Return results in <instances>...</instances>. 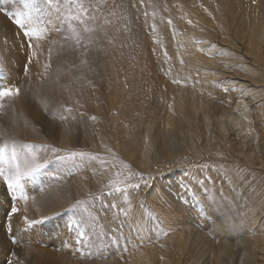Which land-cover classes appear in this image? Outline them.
<instances>
[{"label":"rangeland","instance_id":"1","mask_svg":"<svg viewBox=\"0 0 264 264\" xmlns=\"http://www.w3.org/2000/svg\"><path fill=\"white\" fill-rule=\"evenodd\" d=\"M117 1L122 6L117 3L119 7H115V10V0H108V8L115 11L114 16L108 14V9L102 8L96 13L98 21L89 25L100 26V30L94 34L99 38L91 42L84 40L77 48L63 38L67 35L66 29L63 33L60 31L61 17L66 15L69 7L74 8L75 5H68L65 0H52L51 4L43 0V3L38 4L42 11L34 14L38 17L35 27L41 36L39 39L33 38V47L30 49L21 30L10 18L12 12L19 7V0H0V85L20 88L19 95L5 98L2 102L4 106L0 108V144L47 145L64 150L60 155L83 151L102 158L92 160L89 156H84L71 159L72 161L50 162L25 184L23 194L19 191L8 192L6 185L0 180V264H132L135 260L139 264H145L142 259H153L154 264H162L160 258L164 247L174 242L171 235H178L177 230L170 227L176 222L175 218L164 216L157 210V203L149 202L148 194H153L143 187L145 181H139L141 174L149 178V184L160 181L163 168L155 167L148 173L151 166L136 164L138 162L134 160L135 155L126 154L124 146L128 145L130 148L128 142L131 140L130 132L133 131L130 105L134 97H142V101L137 99L136 105L140 114L143 113L140 109L144 105L140 102H150V98L152 100L155 97L149 78H145V81L142 78L143 72L140 69L143 70V58L146 57H140L141 51L157 62L161 56L166 57L164 51H173L168 45L170 34L176 31L183 35V31L167 29L168 18L160 12L161 5L157 2L159 0H152L150 9L145 5L146 0H134L135 3L132 0ZM221 1L231 6L238 4L237 13H233L228 19L223 17L220 22L225 36L215 35L213 39H205L199 34L192 40L187 39V42L194 46L196 53L218 57L220 61L228 62L226 56H221L223 51L229 53L228 59L237 55L234 63L229 61L226 65L230 67L225 68L228 73H224L225 70H216L218 86L215 90L223 88L219 93H223L225 89L240 94L245 92L243 102L236 106L233 117L245 118L248 115L255 121L253 114L264 110V106L257 105L264 101V38L257 45L260 65L263 66L260 69L251 60V54L254 53L255 56L257 53L251 51L247 45V29L242 21L241 10L247 13L260 12L263 18L264 0ZM156 2L160 10L156 7ZM213 2L219 5V0ZM135 14L137 16H133ZM133 17L137 19L134 20ZM228 42L234 43V47L229 46ZM179 43L184 45L182 41ZM33 51L36 56L32 58L25 73L26 61ZM237 59L253 74L255 69L257 72L259 69L263 83L257 79L252 81L233 76L231 73L232 70L235 71ZM45 63L50 65L47 70L44 68ZM143 82L148 84L150 90L145 88L147 85L144 87ZM132 91L136 94L131 96V100L129 96ZM249 94L261 96L250 101ZM146 96H149L148 101L143 99ZM218 98L217 95L213 97L215 100ZM152 105L156 106L154 103ZM245 108L247 111L244 113L242 110ZM250 119H247L250 125L255 124ZM247 121L245 124H249ZM64 122L68 123L65 126L68 129L67 141L62 140L61 136ZM259 123L257 121L252 133L257 129L255 137H259L262 143L264 134ZM239 128L237 126L229 131L232 142L238 140L236 135H239ZM233 133L235 136H232ZM211 135V131L206 129L202 142L205 141L207 146L209 141L206 139L210 137V144L213 142ZM125 136H128L129 141ZM151 147L140 149L145 152ZM226 147L229 148L228 143ZM50 148H41L39 151L41 154L47 151L51 156ZM121 162L129 164L137 174L130 182L139 181L141 184L139 190L129 189L128 201H125L124 195L123 198L120 196L122 193L104 195L110 191L108 186L115 180L117 171L127 175ZM157 163L158 160H155V164ZM113 164L117 167L113 168ZM261 170H264V163ZM121 180H124V176ZM25 194L29 197L27 200L21 198ZM76 201L89 202L85 205L87 215L65 211ZM113 204L117 208L111 207ZM12 207L18 211L13 213ZM33 220L40 223L31 225ZM78 232L84 233L81 240L76 239ZM165 232L167 235H164ZM239 251L232 256L233 259L231 256L224 257L223 264H247L245 260L250 261V257L251 263L264 264V247L255 254L253 251L246 253V250V254H238ZM183 259L181 256L179 264L193 262L191 258L189 261ZM149 260L147 263L152 264Z\"/></svg>","mask_w":264,"mask_h":264},{"label":"bare ground","instance_id":"2","mask_svg":"<svg viewBox=\"0 0 264 264\" xmlns=\"http://www.w3.org/2000/svg\"><path fill=\"white\" fill-rule=\"evenodd\" d=\"M119 2L115 0L116 4ZM157 2L160 3L161 10ZM157 2L158 10L168 18L167 29H179L183 31V35L177 34L176 31L170 34L168 45L173 51H164L166 57H158L157 62L149 54L141 51L140 57L146 58H143L145 65L141 63L144 68L140 71L143 72V81L149 78L151 87L153 85L150 88L155 97L152 100L150 98L149 101L156 106H151L150 102H140L144 104L140 109L143 113L140 114L136 107L137 99L140 97L139 95L136 96L137 98L134 97L132 101L134 106L130 105L133 129L130 132L132 134H130V142L128 136H125L130 148L127 143L125 144L127 147L123 146L126 154L135 155L134 160L138 162L136 164L151 166L148 173L155 167L163 168L160 181L157 182L155 179L156 182L149 189L153 195L148 194V199L149 202L158 204L157 210L164 216L175 218L176 222L170 227H174L178 235H171L174 242L164 247L160 259L162 264H179L181 256L184 261H189L191 258L193 261L191 264H223L224 257L236 255L237 250H240L238 254L250 253L249 251L255 254L264 247V170H261L264 163V138L261 143L260 138L255 137L257 129L253 133L252 131L259 121L260 129L264 134V110L253 114L252 117L255 119V121L252 119L255 123L253 125L247 121L248 118L250 119L248 115L245 118L233 117L236 106H240L243 102L245 92L240 94L227 90L219 93L223 88L215 90L218 86L216 70L221 69L225 70L224 73H228L225 68L230 69V67L226 65L229 61L234 63L237 55L228 59L229 53L223 51L221 56H226L228 62L220 61L218 57L196 53L194 46L187 42V39L192 40L199 34L205 39H213L215 35L225 36L220 22L223 17L228 19L233 13H237L238 4L231 6L221 0L219 5L214 4L213 0ZM119 4L122 6V3ZM149 4L152 5V0L145 1L148 9L151 8ZM241 12L244 27L247 29V45L251 51L257 53L254 56L252 52L251 60L261 69L263 66L260 65V51H257V45L264 38V15L262 18L257 11L247 13L241 10ZM136 14L133 16H137ZM181 36L182 39H179ZM180 41L184 45H181ZM228 44L231 47L235 45L232 42ZM182 49L184 51L181 52ZM160 62L163 68L159 66ZM236 63L235 71L232 70L231 73L233 76L245 77L252 81L257 79L263 83L259 69L258 72L255 69L253 74L238 59ZM262 70L264 72V69ZM145 83L142 84L144 87L147 85L145 88H148V84ZM141 87L140 89L144 88ZM133 92H130V98L136 94ZM215 95L219 96L218 100L213 99ZM260 96L249 94V100H256ZM148 97L143 99L147 100ZM140 99L142 101V97ZM257 105L264 106V101L263 104ZM246 109L242 112L245 113ZM238 119H241L240 122H237ZM246 121L249 124H245ZM64 123V127H61V136L62 140L67 141L68 129L65 126L68 123ZM237 126H240L239 135H236L238 140L232 142L229 131H233L232 129ZM206 129L212 134L211 144L210 137L206 139L209 141V146L204 143L205 141L202 142ZM232 136L235 134L233 133ZM227 143L229 148L226 147ZM150 146L151 149L145 152L140 149ZM155 160H158L157 164ZM206 177H210V180H205L204 185L196 184L197 179ZM181 184L188 185L190 190H183ZM253 230L255 231L252 233ZM146 260L141 261L148 264L149 259ZM246 260L247 264H253L251 257L250 261ZM149 262L154 264L153 259ZM132 264L139 262L135 260Z\"/></svg>","mask_w":264,"mask_h":264},{"label":"snow or ice","instance_id":"3","mask_svg":"<svg viewBox=\"0 0 264 264\" xmlns=\"http://www.w3.org/2000/svg\"><path fill=\"white\" fill-rule=\"evenodd\" d=\"M39 3H43V0H19V7L12 12L11 19L13 23L21 30L23 36L26 38V43L31 49L33 47V38L39 39L41 36L40 31L35 27L36 19L34 14L40 13L42 11L41 7L38 6ZM48 4L52 3V0H47ZM65 3L68 5H75V7H69L65 16L61 17L62 19V28L60 31L63 33V30L66 29L67 35H64L63 38L66 41H70L77 48L81 46L82 41L87 40L91 42L93 39H98V36H94L100 30V26L97 24L96 27L89 26L90 24H95L98 21V16L96 13L100 12L101 9H108L109 15H115L113 10L119 5H113V9L108 8V0H65ZM59 11V9H57ZM105 23H108L105 20ZM171 23V21H169ZM189 23H191L189 21ZM55 43V42H53ZM38 47V45H37ZM87 52V47L85 46V54ZM36 56V52L33 51L31 56L26 61L25 64V73L28 71V65L32 63V58ZM50 56V51H49ZM49 63H45V70L48 69ZM227 91V89H225ZM19 87L3 86L0 85V108H2L3 101L5 98H11L19 95ZM41 148L49 149L50 146L44 145H34L31 143L24 144H0V180L3 181L6 185L8 192L15 193L19 191L24 193L25 184L33 179L37 173L41 172L50 162H63L65 160H71L76 157L89 156L92 160H102L98 155H92L89 153L81 152H67L66 155H60L62 149L50 148L51 156L48 155V152L45 151L43 154L39 151ZM107 163L106 161H102ZM123 169L127 170V175L121 171L115 173V180H112L109 184L110 191L104 193V195H112L113 193H122L124 195L125 201H128L130 196L129 189L139 190L141 184L139 181H145L143 184L144 188L151 189L152 184L147 182V179L144 175L139 176V181L136 183H131L130 181L136 177V172L131 168L127 163L121 162ZM113 168L117 167L115 164L112 165ZM124 176V180H121V177ZM154 179V177H150ZM205 180H210V177L205 179H197V185H204ZM121 184L123 186H121ZM183 190H190L188 185L181 184ZM43 190V189H41ZM22 199L27 200L29 197L25 194L21 196ZM34 199V197H33ZM89 203L87 201H76L71 207L67 208L65 211L71 212L73 214L82 213L87 215V209L85 205ZM113 208H117V205H111ZM11 211L13 213L17 212L18 209L12 207ZM27 219V218H25ZM47 219V218H45ZM40 223V221H31V225ZM164 235H167L165 232ZM84 236V233H77V240H81Z\"/></svg>","mask_w":264,"mask_h":264}]
</instances>
